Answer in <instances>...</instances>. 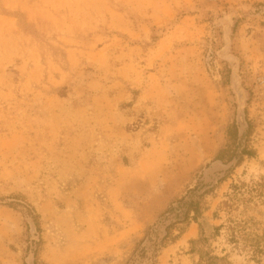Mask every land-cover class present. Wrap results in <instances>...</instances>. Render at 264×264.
Returning <instances> with one entry per match:
<instances>
[{
	"label": "rangeland",
	"instance_id": "obj_1",
	"mask_svg": "<svg viewBox=\"0 0 264 264\" xmlns=\"http://www.w3.org/2000/svg\"><path fill=\"white\" fill-rule=\"evenodd\" d=\"M212 255L264 264V0H0V264Z\"/></svg>",
	"mask_w": 264,
	"mask_h": 264
},
{
	"label": "trees",
	"instance_id": "obj_2",
	"mask_svg": "<svg viewBox=\"0 0 264 264\" xmlns=\"http://www.w3.org/2000/svg\"><path fill=\"white\" fill-rule=\"evenodd\" d=\"M228 139L232 142L230 146L224 147L222 149H220L216 156L214 157V160L217 161V164H224L225 168L223 170V174H225L228 170L229 167H227V165L231 164V163H238L240 162V160L244 157V156H251L253 151L249 148H247V146H242L241 149L235 145L239 139V129L237 127L236 124H232L230 126V128H228ZM235 161V162H234ZM235 187V186H232ZM180 203V207L182 206V203ZM193 203V202H191ZM8 205V204H7ZM10 207H12L11 205H8ZM192 211L197 214L198 211V205L196 202H194V208L192 209ZM188 215V214H187ZM187 217V216H186ZM34 225L37 227V223L34 222ZM220 226L214 227V231H215V235H217L220 231ZM206 238H201L200 242H205ZM206 261L208 264H217L218 262H224L225 258L223 257H218L216 255H212V256H208L206 258Z\"/></svg>",
	"mask_w": 264,
	"mask_h": 264
},
{
	"label": "crops",
	"instance_id": "obj_3",
	"mask_svg": "<svg viewBox=\"0 0 264 264\" xmlns=\"http://www.w3.org/2000/svg\"><path fill=\"white\" fill-rule=\"evenodd\" d=\"M194 40H195V37H194ZM194 58H196V55H195V46H194Z\"/></svg>",
	"mask_w": 264,
	"mask_h": 264
}]
</instances>
